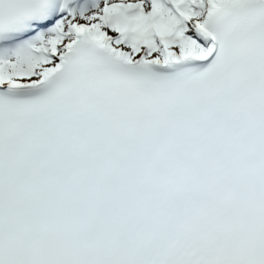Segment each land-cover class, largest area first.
<instances>
[{"label":"snow or ice","instance_id":"snow-or-ice-1","mask_svg":"<svg viewBox=\"0 0 264 264\" xmlns=\"http://www.w3.org/2000/svg\"><path fill=\"white\" fill-rule=\"evenodd\" d=\"M0 264H264V0H0Z\"/></svg>","mask_w":264,"mask_h":264}]
</instances>
